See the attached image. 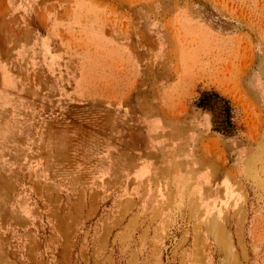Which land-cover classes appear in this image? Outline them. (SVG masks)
Returning a JSON list of instances; mask_svg holds the SVG:
<instances>
[{"label":"rangeland","instance_id":"1","mask_svg":"<svg viewBox=\"0 0 264 264\" xmlns=\"http://www.w3.org/2000/svg\"><path fill=\"white\" fill-rule=\"evenodd\" d=\"M0 264H264V0H0Z\"/></svg>","mask_w":264,"mask_h":264},{"label":"trees","instance_id":"2","mask_svg":"<svg viewBox=\"0 0 264 264\" xmlns=\"http://www.w3.org/2000/svg\"><path fill=\"white\" fill-rule=\"evenodd\" d=\"M214 99L223 103V120L213 130L219 133H230L233 130V126L231 123V108L224 98L220 97L216 93L205 92L194 102V105L196 108L201 109L203 111L212 112L215 104L213 102Z\"/></svg>","mask_w":264,"mask_h":264}]
</instances>
